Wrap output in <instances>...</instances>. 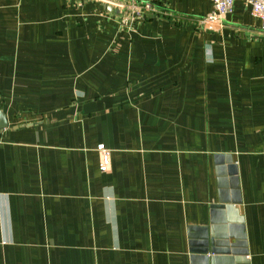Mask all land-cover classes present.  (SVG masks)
Here are the masks:
<instances>
[{
    "label": "crops",
    "instance_id": "0c3cea01",
    "mask_svg": "<svg viewBox=\"0 0 264 264\" xmlns=\"http://www.w3.org/2000/svg\"><path fill=\"white\" fill-rule=\"evenodd\" d=\"M146 2L0 0V264H264L260 24Z\"/></svg>",
    "mask_w": 264,
    "mask_h": 264
},
{
    "label": "built area",
    "instance_id": "2783aa9c",
    "mask_svg": "<svg viewBox=\"0 0 264 264\" xmlns=\"http://www.w3.org/2000/svg\"><path fill=\"white\" fill-rule=\"evenodd\" d=\"M138 2L145 11H151L150 3L146 0H131ZM211 11L205 18L197 19V24L206 30L218 29L224 16L232 12L233 0H210ZM245 5L249 8L251 17L258 20L260 29L264 33V0H244Z\"/></svg>",
    "mask_w": 264,
    "mask_h": 264
},
{
    "label": "water",
    "instance_id": "95a60500",
    "mask_svg": "<svg viewBox=\"0 0 264 264\" xmlns=\"http://www.w3.org/2000/svg\"><path fill=\"white\" fill-rule=\"evenodd\" d=\"M5 125L6 124H5V121L3 120V117H0V127H4Z\"/></svg>",
    "mask_w": 264,
    "mask_h": 264
},
{
    "label": "rangeland",
    "instance_id": "374dc122",
    "mask_svg": "<svg viewBox=\"0 0 264 264\" xmlns=\"http://www.w3.org/2000/svg\"><path fill=\"white\" fill-rule=\"evenodd\" d=\"M258 21V20H257ZM262 34H264L263 32H261Z\"/></svg>",
    "mask_w": 264,
    "mask_h": 264
}]
</instances>
